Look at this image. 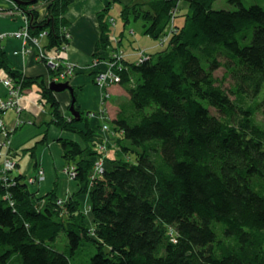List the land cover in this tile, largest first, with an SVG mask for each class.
Listing matches in <instances>:
<instances>
[{"label": "trees", "instance_id": "16d2710c", "mask_svg": "<svg viewBox=\"0 0 264 264\" xmlns=\"http://www.w3.org/2000/svg\"><path fill=\"white\" fill-rule=\"evenodd\" d=\"M215 1L108 0L98 13L96 57L114 45L109 12L115 3L122 4L124 22L130 15L142 19L145 35L157 43L154 50L138 49L136 61L116 53L104 71L118 81L100 86L103 104L113 85L129 96L101 128L109 140L76 100L79 115L72 116L75 93L65 114L51 83L12 68L0 46V69L11 88L23 97L37 86L47 111L37 126L47 130L31 147L3 150L15 168L5 170L0 156V264H264V126L256 119L264 115V0L251 6L229 0L233 11L214 9ZM71 2L50 0L42 19L29 0L15 3L32 38L46 33L42 54L54 55L57 65L48 66L49 80L70 63L64 53ZM220 69L222 77L215 74ZM104 72L95 73L96 83ZM72 77L56 83L69 85ZM20 108L0 116L11 143L32 125ZM9 112L12 125L5 123ZM101 114L106 118L107 109ZM52 128L64 134L55 139L65 165L60 173L76 186L63 197L56 187L41 192L44 170L32 177L14 172L17 157L37 158ZM97 159L102 174L95 173Z\"/></svg>", "mask_w": 264, "mask_h": 264}, {"label": "crops", "instance_id": "0c3cea01", "mask_svg": "<svg viewBox=\"0 0 264 264\" xmlns=\"http://www.w3.org/2000/svg\"><path fill=\"white\" fill-rule=\"evenodd\" d=\"M49 1L50 0H40L33 6V9L39 13L40 19L46 16V9ZM71 1L68 7V13L65 16L66 21H68L66 31L70 36V44L64 56L70 63L77 65V68L72 79L69 81V86L73 87L76 107L83 113L85 112V115H89L88 120L93 129L97 130L99 136L105 140H109L110 134L102 131L101 128L104 124H107L108 119H114V116L119 110L118 106L128 102L129 96H127L124 87L120 85L112 86L109 88L111 98L103 104V90L95 81V73L97 71L104 72L108 70V65L116 53L122 51L128 59L136 61L139 57L138 49L146 51L154 50L157 48V43L150 41L147 43V46H137L132 51H123L119 48V43L121 41L120 38H115L114 30L111 41L114 43L117 42V45L114 44L107 49H103L96 57L95 47L101 35L97 16L107 5L108 0ZM122 2L129 4L133 3L134 0H122ZM9 12L13 14L10 15ZM110 19L113 21L115 27L116 20ZM25 26V17L16 9L15 3L9 0H0V33L10 35L24 29ZM123 30L125 31V27H123ZM46 42V36L39 37L36 44L30 40H26L23 44L21 40L7 36L4 37L3 40H0V46L2 47L7 62L12 68L22 72L26 77H41L46 83H49V68L40 60L39 56ZM15 52L17 53L15 54ZM95 58L99 60V65L93 70L91 67H93ZM86 68H90L89 72L86 71ZM3 77H5V73L1 71L0 98H4L8 92L2 84ZM38 90L37 86L30 87L28 92H26L21 99L24 109L22 115L23 119L27 122L32 121V125L23 126L13 136L11 144L16 151L21 147H31L34 143V139L39 137L42 131L47 130L44 126H41V128L37 127L41 124V120H44V118L40 119V114L43 111L41 105L38 103ZM57 99L61 102V110L67 114V107L71 100L70 92L67 90L61 92L60 95L57 96ZM107 106L110 110L107 117L103 119L101 112L107 109ZM44 114L46 116L47 111ZM13 118L14 113L9 112L5 118V123H7V125H12ZM34 122L35 125H33ZM47 132V144L37 146V158L35 160H30L29 167L24 174L32 177L37 173L38 169L44 170L45 179L38 185L41 192L50 191L56 187L58 194L63 197L66 196V194H71L76 191L75 183L68 179L67 176H63L60 173L65 165L62 159L60 144L56 142L55 139L64 134L58 132L55 128L49 129ZM82 203L83 206L87 207L88 198H82Z\"/></svg>", "mask_w": 264, "mask_h": 264}, {"label": "built area", "instance_id": "2783aa9c", "mask_svg": "<svg viewBox=\"0 0 264 264\" xmlns=\"http://www.w3.org/2000/svg\"><path fill=\"white\" fill-rule=\"evenodd\" d=\"M10 13V12H9ZM13 13H10V15H12ZM26 26L24 29L20 30V31H16L10 35H7L5 33L1 34L0 33V40H3L4 37L7 36H11L12 38H16L18 40H21L24 44V42H26V40H30L32 41L34 44L37 43L38 38L40 37H45L46 33L41 32L40 35L35 39L32 38L31 35L28 32V23L27 20H25ZM17 52H15L16 54ZM40 57L46 58V62H47V66L52 67L53 69H55V67H57V65L54 63L55 62V56L54 55H49V56H44L42 54V50L39 54ZM64 65H66V69L63 72H60V74L58 76H56L53 79H50L49 84L50 83H56L58 81H63L67 78L72 77L71 75L76 71V65L72 64V63H63ZM99 65L98 62H93V66H97ZM4 72L3 70L0 69V72ZM97 83L99 86H101L102 88H105L107 85L114 83L116 81H118V78L113 76L112 74L108 73V72H104V73H99L97 76ZM2 84L4 86V88L6 90H8V94L6 95V97L4 98H0V116H2L4 113H6L7 110H13L14 112H18L21 110L20 108V104H21V97L22 94L19 91L18 87L16 89H12V80L9 79V77L5 74V77L2 78ZM58 84V83H56ZM20 123V120H18V124ZM0 131L2 135V142H0V156H4V162L2 163L3 167L5 168V170H10L15 168L14 167V163L12 160L8 159V157L6 156V154H3L4 151L3 150H8L10 144H11V139H10V135L7 134V132H5L4 130V123L1 120L0 117ZM7 153V151H6ZM95 173L98 174H102L103 172V168H104V163L102 159H97V161L95 162ZM65 172L68 174V176L70 178H73V173L72 171H69L68 169L65 170ZM39 177L40 180L43 181L45 177H43V173L40 172L39 173ZM33 180V179H32ZM32 180H30V182H32Z\"/></svg>", "mask_w": 264, "mask_h": 264}, {"label": "rangeland", "instance_id": "374dc122", "mask_svg": "<svg viewBox=\"0 0 264 264\" xmlns=\"http://www.w3.org/2000/svg\"><path fill=\"white\" fill-rule=\"evenodd\" d=\"M241 1L246 6L255 5L256 3L263 4V2L261 0H241ZM141 2H144V0H134L133 3H141ZM213 4H214V6H213L214 9H216V10L226 9V10L233 11L234 9L235 10L237 9V7H235V5L233 6L231 3H229V0H217ZM111 8L112 9L109 12V19L112 18V19L116 20V23H115L116 26L114 27V25H113V30H115V35H114L115 38H117V39L120 38L121 42L119 43L120 44L119 48L121 50L132 51L137 46H147V43H149L150 41H153L152 39H150L148 36L145 35L144 29H143L144 23H143L142 19L134 18L133 15H130L129 16L130 20L126 23L120 17V13L123 9L122 4L115 3L114 5H112ZM123 27H125V31L123 30ZM114 44L117 45V42H115ZM223 73H224V71L222 69H220L215 74L218 77H222ZM229 84H230V81L228 80V81H226L225 86L228 87ZM113 86H116V85H113ZM106 108H107V112L109 113L110 109L108 108V106ZM45 117L46 116L44 113L40 114V119H43ZM256 119H257V122L259 124H262L264 126V115L261 112L256 115ZM102 149H104V148H102ZM30 160H31V158L27 154H24L20 157H17L14 161L18 162L19 168H17L18 171L15 170L14 172L15 173H18V172L24 173L29 167ZM84 208H85V206H84ZM64 246H65V244H64ZM64 246L60 247V249H64Z\"/></svg>", "mask_w": 264, "mask_h": 264}, {"label": "water", "instance_id": "95a60500", "mask_svg": "<svg viewBox=\"0 0 264 264\" xmlns=\"http://www.w3.org/2000/svg\"><path fill=\"white\" fill-rule=\"evenodd\" d=\"M11 2L17 3L19 4V0H9ZM31 4H35L37 2H39V0H29ZM51 90L55 93H61L63 91H69L71 96H73V87H70L67 83H61V84H54L51 83L50 87ZM75 98H73L72 104L70 106V112L72 113V116L74 115L75 117H77L79 115L78 111L74 108V103H75Z\"/></svg>", "mask_w": 264, "mask_h": 264}, {"label": "flooded vegetation", "instance_id": "af4514ba", "mask_svg": "<svg viewBox=\"0 0 264 264\" xmlns=\"http://www.w3.org/2000/svg\"><path fill=\"white\" fill-rule=\"evenodd\" d=\"M16 7V6H15Z\"/></svg>", "mask_w": 264, "mask_h": 264}]
</instances>
